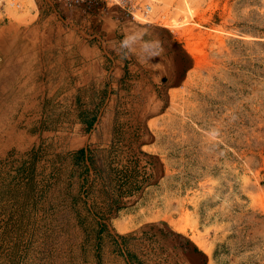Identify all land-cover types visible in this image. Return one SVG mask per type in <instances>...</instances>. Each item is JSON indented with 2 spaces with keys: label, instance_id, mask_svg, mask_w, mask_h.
Masks as SVG:
<instances>
[{
  "label": "rangeland",
  "instance_id": "374dc122",
  "mask_svg": "<svg viewBox=\"0 0 264 264\" xmlns=\"http://www.w3.org/2000/svg\"><path fill=\"white\" fill-rule=\"evenodd\" d=\"M156 2L91 17L130 44L83 65L30 44L48 0H0V264H264V0ZM78 67L111 95H57Z\"/></svg>",
  "mask_w": 264,
  "mask_h": 264
},
{
  "label": "crops",
  "instance_id": "0c3cea01",
  "mask_svg": "<svg viewBox=\"0 0 264 264\" xmlns=\"http://www.w3.org/2000/svg\"><path fill=\"white\" fill-rule=\"evenodd\" d=\"M49 3L50 5L39 8L31 14L30 30L33 33V40L30 44H81L80 62L83 61V65H86L85 44H121L123 41L118 35L121 31L118 28H112L111 23H107L110 21L109 17L105 23H102L96 18L90 19L74 13L64 5ZM128 44H130L129 38ZM87 59L90 58L87 56ZM84 77H82L83 80H85ZM87 79L89 80V77ZM89 90L90 97L104 96L106 93L111 95L109 93L111 90L104 91L102 94L96 89Z\"/></svg>",
  "mask_w": 264,
  "mask_h": 264
},
{
  "label": "bare ground",
  "instance_id": "6f19581e",
  "mask_svg": "<svg viewBox=\"0 0 264 264\" xmlns=\"http://www.w3.org/2000/svg\"><path fill=\"white\" fill-rule=\"evenodd\" d=\"M192 11H193V9H192ZM186 19H187V17H186ZM38 64H40V62L37 63V68L39 67ZM69 67H70V65H65L62 61H59L58 59H55L54 61H52L50 63L49 69H50V71L52 73V76L55 77V76H59L60 74H62ZM80 69H81V67L80 68L78 67V70L75 71V77H76L75 79H76V82H77L76 83V86L66 84L65 87H58L56 90L58 91L59 94H57V95H60L61 94L62 96H66V97H68L69 99H71L74 102L78 98L83 99L84 95L86 93H89L90 92V90L88 88L86 89L85 86H83L81 84V81H82L81 72L82 71ZM43 78H44L43 73L41 71H39L37 73V76H36V85H35V92H34V95L35 96H33L34 99L31 101V107H30V109L28 108V111H29V114L32 115L31 119L36 124H39V122L42 119H45V123L48 124V125H50L54 120L53 119L52 120L51 119H48V115L46 114V112L49 111V110H48V108H43L44 103H43L42 93H41V90H38L39 89V86H40V81H42ZM54 103H56V101L55 102L53 101V102L48 103V106L49 105H52ZM8 107L9 106H6V105H4L2 103L0 105V111L7 110ZM71 111L72 112H75L76 111V106L71 107Z\"/></svg>",
  "mask_w": 264,
  "mask_h": 264
},
{
  "label": "built area",
  "instance_id": "2783aa9c",
  "mask_svg": "<svg viewBox=\"0 0 264 264\" xmlns=\"http://www.w3.org/2000/svg\"><path fill=\"white\" fill-rule=\"evenodd\" d=\"M157 0H49L53 5H64L83 17L99 16L106 9L116 7L134 19L146 20Z\"/></svg>",
  "mask_w": 264,
  "mask_h": 264
},
{
  "label": "clouds",
  "instance_id": "9594fccd",
  "mask_svg": "<svg viewBox=\"0 0 264 264\" xmlns=\"http://www.w3.org/2000/svg\"><path fill=\"white\" fill-rule=\"evenodd\" d=\"M121 49H124V48H127L128 47V38H125V40H123L121 42V45H120ZM146 48L148 47V45L145 46ZM153 55H158L159 53H152Z\"/></svg>",
  "mask_w": 264,
  "mask_h": 264
}]
</instances>
